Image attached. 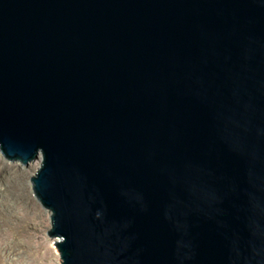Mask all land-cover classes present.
<instances>
[{
	"label": "water",
	"instance_id": "95a60500",
	"mask_svg": "<svg viewBox=\"0 0 264 264\" xmlns=\"http://www.w3.org/2000/svg\"><path fill=\"white\" fill-rule=\"evenodd\" d=\"M0 149L62 264H264V0H0Z\"/></svg>",
	"mask_w": 264,
	"mask_h": 264
},
{
	"label": "rangeland",
	"instance_id": "374dc122",
	"mask_svg": "<svg viewBox=\"0 0 264 264\" xmlns=\"http://www.w3.org/2000/svg\"><path fill=\"white\" fill-rule=\"evenodd\" d=\"M43 162L42 154L24 166L6 159L0 149V264H62L55 238L48 234L53 213L35 198L30 180Z\"/></svg>",
	"mask_w": 264,
	"mask_h": 264
},
{
	"label": "bare ground",
	"instance_id": "6f19581e",
	"mask_svg": "<svg viewBox=\"0 0 264 264\" xmlns=\"http://www.w3.org/2000/svg\"><path fill=\"white\" fill-rule=\"evenodd\" d=\"M42 158V154H39V158ZM32 163V162H31ZM30 165V164H29ZM29 165H27V166H29ZM35 196V195H34ZM35 198L37 199V197L35 196ZM61 240L59 239V238H55V240H54V242H55V244L56 243H58V242H60ZM59 254V253H58Z\"/></svg>",
	"mask_w": 264,
	"mask_h": 264
}]
</instances>
